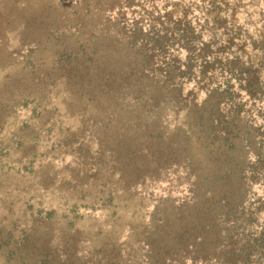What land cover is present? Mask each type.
Here are the masks:
<instances>
[{"label": "rangeland", "instance_id": "1", "mask_svg": "<svg viewBox=\"0 0 264 264\" xmlns=\"http://www.w3.org/2000/svg\"><path fill=\"white\" fill-rule=\"evenodd\" d=\"M89 18L94 37L78 25ZM134 32L156 61L132 75ZM132 78H169L176 102L152 120L103 91ZM219 97L239 132L234 151L199 114ZM257 161L264 0H0V264H216L232 225L215 214L213 258L193 263L173 209L188 198L206 213L210 177ZM263 180L249 184L252 201Z\"/></svg>", "mask_w": 264, "mask_h": 264}, {"label": "trees", "instance_id": "2", "mask_svg": "<svg viewBox=\"0 0 264 264\" xmlns=\"http://www.w3.org/2000/svg\"><path fill=\"white\" fill-rule=\"evenodd\" d=\"M95 22H98V19L89 18L88 21H79L78 25L82 30L89 32L91 37H94L92 32L97 28ZM157 24L161 25L160 22H157ZM132 35L133 37H129L125 42L126 47L131 49V53L139 61L132 75L154 70L153 64H155L156 56L149 55L146 52L147 45H145L143 39V42L139 43V36L136 32ZM89 43L90 39L81 41V48H85V45ZM152 44L155 48H163L166 41L160 37ZM80 49H76L75 53L78 54ZM85 55L89 56V53L86 52ZM163 62L166 77H169V73L172 71L169 69V62ZM84 68L87 69L88 66ZM83 74L84 71L80 73L79 78ZM82 85L88 88L89 91L95 92V94L90 93V95L97 96L102 93V87L96 91L92 79H85ZM103 91L119 100L128 101L132 105L134 113H139L141 116V112H143L152 120L165 113L169 109V105L176 102V98H169V78L162 83L151 82L148 84L134 78L127 81H109L108 85L104 86ZM166 99L168 101H165ZM220 99H218V102L217 99H213L206 106V109H203L199 114H202V118L208 117L206 121L211 123V127L217 128V134L220 137L215 134L216 140H221L229 150L234 151L237 150L239 132L234 120L227 124L226 118L221 116L219 112L220 105L223 104L224 99ZM165 146H168V149L164 158H166V162H169L171 157H169V141L166 142ZM150 150L154 151V148H150ZM261 162L257 161L246 171L239 166L237 172L232 170L223 174L219 170L217 174L212 175L210 177L211 194L210 198L207 199L211 209L206 208V213H203L202 210L195 213V206L190 205L188 198L183 204L174 207L173 212H175V215H172L171 218H174L179 228L184 227L176 237L177 242L184 248L192 250L194 256H192L191 261L193 263L213 258L208 256L212 255L210 250L205 249L211 245L210 235L205 229L211 230L213 228L215 214H218V217L224 220L222 226L232 225L234 233L225 236L226 240L223 246L228 245L229 249L223 250V256L216 261V264H264V199L260 198L252 201L247 196L249 184L254 183L253 181H256V178H264V161ZM162 212L168 213L164 210ZM197 229L199 231H196ZM199 239L201 242H198Z\"/></svg>", "mask_w": 264, "mask_h": 264}]
</instances>
